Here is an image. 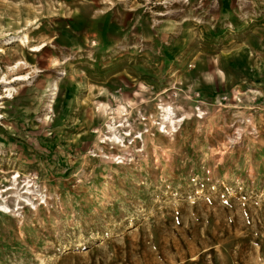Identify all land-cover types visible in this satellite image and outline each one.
<instances>
[{"label": "rangeland", "instance_id": "374dc122", "mask_svg": "<svg viewBox=\"0 0 264 264\" xmlns=\"http://www.w3.org/2000/svg\"><path fill=\"white\" fill-rule=\"evenodd\" d=\"M68 3L0 0V264H264V0Z\"/></svg>", "mask_w": 264, "mask_h": 264}, {"label": "bare ground", "instance_id": "6f19581e", "mask_svg": "<svg viewBox=\"0 0 264 264\" xmlns=\"http://www.w3.org/2000/svg\"><path fill=\"white\" fill-rule=\"evenodd\" d=\"M66 1H68L69 3L66 4V6H62L61 9L64 10V11H69L71 5L76 0H66ZM89 1L90 0H80V3H81L80 4V21L78 23V26H81L83 28L86 27L87 26V23H88ZM5 6H6V9H7V10H5L6 11L5 12L6 14L7 13L8 14H12L14 12V8L15 7H13L10 2L7 3V4H5ZM18 8H20V6ZM44 10H49V9H48V7H45ZM19 14H20V12H19ZM28 18L29 17L27 16V17H24L23 19L27 20ZM67 19H69V18H67V17H61L60 24L61 25L68 24L69 22H68ZM37 23H38V20L37 19L36 20H31V21H24L22 23V26H24L23 30H26L28 25H34L35 26ZM68 28L69 29H72L73 27L72 26H69ZM11 40H12V38H8L6 40V43L9 42V41H11ZM31 41L32 40L27 36V34H23V36L20 38V46L25 47L26 44H28ZM45 46H46V44H44V43H42L41 45H33V46L29 47L28 50H30V51H41L42 49H44ZM0 52H3V48H0ZM16 63L17 64L15 66L11 67V68H16V67L18 68L21 65V63H23V62L18 61ZM200 64L203 65L204 63L203 62H200ZM204 69H205L204 67L197 66V71L198 70L199 71H201V70L203 71ZM259 77H264V74H260ZM28 78H29V75H27V74H16L15 76H13V79L12 80H9V81L6 80L5 83L10 84V83L15 82L17 80L22 81V80H26ZM53 89H55V88H53ZM5 92H7V96L8 97L14 98V92H15V89L14 88H12V87H5ZM2 98L3 97H0V99H2ZM0 107H2V106H0ZM165 112L168 113L169 112V108L166 107L165 108ZM0 117H3V115L1 113H0ZM221 146H222L221 148H215V150L213 151V154L214 155H219V156L222 157L226 153L225 148H224V144H221ZM14 178H15V176H14Z\"/></svg>", "mask_w": 264, "mask_h": 264}]
</instances>
